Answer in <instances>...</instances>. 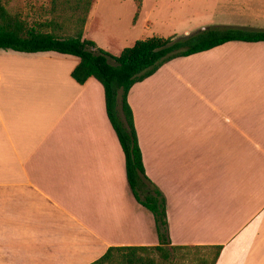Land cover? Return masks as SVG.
Wrapping results in <instances>:
<instances>
[{"label": "crops", "instance_id": "0c3cea01", "mask_svg": "<svg viewBox=\"0 0 264 264\" xmlns=\"http://www.w3.org/2000/svg\"><path fill=\"white\" fill-rule=\"evenodd\" d=\"M137 1L132 30L184 6L192 31L264 33V0ZM78 63L0 50V264H90L112 247L158 245L127 183L103 88L77 84ZM127 102L170 246L221 247L215 264H264V41L175 58Z\"/></svg>", "mask_w": 264, "mask_h": 264}, {"label": "trees", "instance_id": "16d2710c", "mask_svg": "<svg viewBox=\"0 0 264 264\" xmlns=\"http://www.w3.org/2000/svg\"><path fill=\"white\" fill-rule=\"evenodd\" d=\"M93 0H50V13L59 18L71 11L78 18L70 36L63 35L61 21L29 24L19 13L10 14L0 3V50L24 54L55 52L74 56L78 65L71 78L83 85L89 78L103 88L105 111L124 156L125 176L135 200L154 219L158 238L155 247H112L90 264H155L151 255L167 261L171 253L194 249L208 250V258L198 264H215L221 247H172L168 239L165 200L147 179L138 146L131 109L127 102L130 88L152 76L163 64L231 41L247 43L264 41V33L244 34L239 30L207 28L195 34L175 38L150 37L136 41L114 56L83 39V28ZM62 20V19H60ZM120 96V115L116 111Z\"/></svg>", "mask_w": 264, "mask_h": 264}, {"label": "rangeland", "instance_id": "374dc122", "mask_svg": "<svg viewBox=\"0 0 264 264\" xmlns=\"http://www.w3.org/2000/svg\"><path fill=\"white\" fill-rule=\"evenodd\" d=\"M0 3L5 6L8 13H19L29 24L47 23L50 19L61 21L66 30L63 32L65 36H70L77 28L78 17L71 11H63L59 18L51 15L50 0H0ZM137 3V0L135 2L133 0H100L95 8L93 20L85 33V39L92 41L103 51L117 56L122 49L131 47L138 40L152 36L180 38L201 31L189 29L198 22L189 23L185 19L184 6L177 7L175 13H152L149 17L152 24L149 30L140 20L137 21V29L132 30L128 27L131 23L128 17L135 4L138 5ZM116 111L120 115V105L116 106ZM207 254L208 250L191 248L171 253L167 261H162L156 255L151 257L155 264H198L200 258H208Z\"/></svg>", "mask_w": 264, "mask_h": 264}]
</instances>
